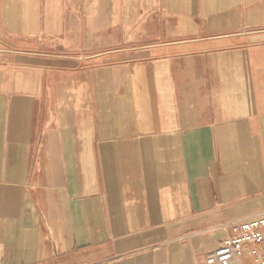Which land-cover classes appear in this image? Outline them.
Segmentation results:
<instances>
[{"label": "crops", "instance_id": "obj_1", "mask_svg": "<svg viewBox=\"0 0 264 264\" xmlns=\"http://www.w3.org/2000/svg\"><path fill=\"white\" fill-rule=\"evenodd\" d=\"M262 213L264 0H0V264H205Z\"/></svg>", "mask_w": 264, "mask_h": 264}, {"label": "built area", "instance_id": "obj_2", "mask_svg": "<svg viewBox=\"0 0 264 264\" xmlns=\"http://www.w3.org/2000/svg\"><path fill=\"white\" fill-rule=\"evenodd\" d=\"M234 235L210 252L205 264H264V213L231 224Z\"/></svg>", "mask_w": 264, "mask_h": 264}]
</instances>
